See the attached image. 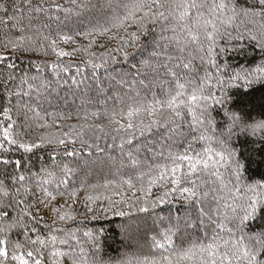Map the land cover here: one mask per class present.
<instances>
[{"label": "snow or ice", "instance_id": "6c2138e0", "mask_svg": "<svg viewBox=\"0 0 264 264\" xmlns=\"http://www.w3.org/2000/svg\"><path fill=\"white\" fill-rule=\"evenodd\" d=\"M80 6L88 5L82 0ZM98 7L105 10L102 26L75 36L55 33L65 44H75L76 36L88 40L87 47L77 45L68 52L57 46L52 35L41 37L40 26L34 23L39 14L51 8L61 9L60 4L46 7L43 0H0V84L7 96V104L0 106V165L5 166L0 177V264H264V227L258 231L249 227L253 221H264V181L247 182L245 163L233 147L241 136L264 142V115L249 117L252 104L246 99L233 108L230 95L240 81L245 89L264 84V59L251 68H234L222 58L229 51L243 52L247 46L264 54V0H105ZM100 38H106V42L100 43ZM38 40L46 41L59 58L83 51L90 57L83 63L93 70L103 67L107 71L109 65L118 62V56L127 62L129 48L142 51L150 44L152 51L146 59L131 65V81L123 76L117 81L135 95L129 103L122 102L119 109L104 113L107 125L81 124L79 131L77 125H70L67 132L37 137L29 135L33 126L51 128L56 117L52 114L53 123H47L46 117L24 98L31 101L35 94L39 100L41 88L51 85L27 71L18 75L14 61L18 53L34 51ZM113 41L115 46L110 47ZM93 46L104 51H90ZM51 68L59 79L61 72H69L70 65L58 60ZM76 73H80L79 65ZM71 81L78 83L76 76ZM154 86H158L159 93L152 91ZM141 88L151 96L142 97ZM115 99L119 100V95ZM91 115L99 117L100 113ZM85 128L93 130L90 139L94 142L110 138L119 140L121 148L125 143L131 145L137 136L162 135L165 144L160 151L155 147L148 151L163 163H142L128 152L129 162L136 166L133 175L97 183L81 181L76 187V172L67 163L57 165L58 155L52 159L59 174L43 167L33 172L30 165L22 162L23 157L15 161L7 158L11 153L32 154L46 144H56L65 146L64 156L87 169L90 161L77 159L78 150L67 148L77 141L89 143L84 139ZM179 138L186 140L184 150L167 147L165 152L168 143ZM92 146L99 150L98 144ZM8 165H13L11 173L7 172ZM157 188L162 191L153 198ZM81 189L87 212H94L96 205L105 213L111 211L121 217L127 213L117 209V204L135 206L129 202L128 192L137 204L142 202L138 208L141 212L157 203H170L169 197L178 198L197 208L199 225L210 229L211 235L205 230L202 239L178 246L173 238L180 231L178 221H170L148 237L149 247L159 255L131 253L106 262L100 256L101 241L96 235L83 233L90 241L86 247L76 231L57 223L75 220L74 206ZM58 198L64 202L57 204ZM41 207L54 214L50 222H44ZM42 222L46 234L39 227Z\"/></svg>", "mask_w": 264, "mask_h": 264}, {"label": "trees", "instance_id": "16d2710c", "mask_svg": "<svg viewBox=\"0 0 264 264\" xmlns=\"http://www.w3.org/2000/svg\"><path fill=\"white\" fill-rule=\"evenodd\" d=\"M43 2L46 7L50 4L58 3L62 8H51L43 14H39L34 23L40 26L41 37L43 35H52L58 41L57 46L65 51L71 52L77 45L87 47L88 40L83 36H76L75 44H65L59 41L55 33L60 32L75 36L77 32L88 31L93 26H102L104 23L105 10L98 7V4L104 5L105 0H83L88 5L87 7L80 6L82 0H75V3H73V0H43ZM243 2L244 0H241V3ZM64 8L70 11L66 13L63 10ZM44 25H47V27H44ZM28 34L34 35L33 32H29ZM147 39L150 40L151 38ZM99 42L105 43L106 38H100ZM143 42L144 38H142ZM109 46H115V42L113 41ZM33 48L34 51L17 54L18 59L14 61L17 65L16 72L19 75L22 71H27L30 76H39L42 80L48 81L51 86L41 88L39 100L35 99V94H33L31 101H28L27 97L24 100L31 103L32 107L41 116H45L47 123H53L52 114H55L56 117L55 124L51 128L33 126V130L29 135L37 137L42 133L67 132L70 125H77V131L80 130L79 125L81 124L107 125V117L104 113L113 109H119L122 102L123 104L129 103L130 98L135 95L133 92H129L127 88L121 86L117 81L121 76L131 81L133 76L131 65L138 64L141 59H146L152 51L150 44L142 51L129 48V60L124 62L122 56H118V62L109 65L106 71L103 67L93 70L91 65L86 66L83 62L90 57L83 51H78L71 57L59 58L51 51L48 43L42 40H38L33 45ZM90 51L100 53L104 49L93 46ZM222 58H226L227 62L234 68H251L261 63L262 59H264V54L252 46H247L243 52L229 51ZM58 60L62 61L64 65H70L69 72H61L59 79H57L56 74L51 68V64ZM96 62H99V60ZM77 65L80 66L79 74L76 73ZM37 67L40 68L39 73L37 72ZM117 73L120 75L118 76ZM72 76H76L78 83H72ZM65 80L68 83H65ZM40 82V80L36 81L37 84ZM152 91L159 93L158 86H154ZM140 92L142 97L151 96V92H145L142 88ZM117 95L120 97L119 100L115 99ZM230 95L232 96L231 106L233 108H238V102L241 99H246L252 104V108L249 109V117L253 115L254 118H258V115H264V84L253 85L245 89L242 81H240L237 82V87L231 90ZM12 103L15 104L14 98ZM6 104L7 96L5 88L0 84V106ZM93 112L100 113L99 117H92L91 114ZM31 115L32 113H29V116ZM85 115L88 117L87 120L84 119ZM117 118L119 119V117ZM20 122L24 123V120L21 119ZM44 122L40 121V123ZM84 132V139L89 141L88 144L82 145L77 141L75 144L67 145V148L69 151L73 148L78 150L77 159H87L90 161L87 169L81 168L72 157L64 156L65 146L56 144H46L43 148L34 150L32 154L11 153L7 158L15 161L23 157L22 162L30 165V169L33 172H38L43 167L54 170L59 174V168L53 167L52 159L53 156L58 155V159L55 161L57 165L62 167L64 163H67L76 172L74 177L75 184L73 185L76 187L80 186L81 181L97 183L102 182L105 178H114L119 175H133L136 171V166L129 162L128 152H132L142 163H163V160H160L152 152L148 151L152 147H155L157 152L160 151L161 145L165 144L162 135L154 133L151 135L146 134L145 137L137 136V139L131 145L125 143L123 148H121L119 140L114 142L110 138H101L99 141L94 142L90 139L93 136V130L85 128ZM95 134L100 135L99 132ZM93 143L98 144L99 150L95 146L90 147ZM185 144L186 140L183 138L176 139L174 142L168 143L165 147V152H167V147H172L173 151L182 152ZM233 147L238 149L239 157L245 163L244 176L247 182L264 181V142H254L251 138L241 136L237 137L233 142ZM53 149L56 152H53ZM12 171L13 165H8L7 172L11 173ZM4 172L5 166L0 165V177H3ZM161 191L162 189H155L153 198L159 195ZM107 194L111 195V192ZM127 195L129 202L135 206L129 208L128 204H117V209L127 213L123 217L117 216L111 211L105 213L96 205H93L95 211L89 213L84 206V191L81 189L79 199L74 206L76 213L75 220H69L63 224L57 223L60 227L76 231L86 247L90 241L83 236V233L90 231L96 235L101 241L100 256L106 262L118 260L131 253L137 255H159V252L149 247L150 241L148 237L166 227L170 221L174 224L178 221L177 226L180 231L173 237L178 246L182 243L187 244L190 240L202 239L205 230H208L209 235H211L210 229L199 225L197 219L198 211L195 206L186 205L178 198L169 197L170 203H157L155 207L149 206L147 212H141L138 211V208L143 206L142 202L137 204L132 198L131 192H128ZM113 199L119 200V197L113 196ZM63 202V200L58 198L57 204ZM101 203L107 207L106 202L102 201ZM40 215L44 217V222H50L54 214L49 209L41 207ZM193 223L196 224V227L191 226ZM39 227L41 228V232L46 234L43 222ZM249 227L251 231H258L261 227H264V221L258 219L251 222Z\"/></svg>", "mask_w": 264, "mask_h": 264}, {"label": "clouds", "instance_id": "9594fccd", "mask_svg": "<svg viewBox=\"0 0 264 264\" xmlns=\"http://www.w3.org/2000/svg\"><path fill=\"white\" fill-rule=\"evenodd\" d=\"M237 151H238V149H237Z\"/></svg>", "mask_w": 264, "mask_h": 264}]
</instances>
